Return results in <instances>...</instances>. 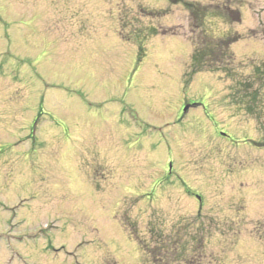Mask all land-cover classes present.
<instances>
[{
	"label": "rangeland",
	"instance_id": "obj_1",
	"mask_svg": "<svg viewBox=\"0 0 264 264\" xmlns=\"http://www.w3.org/2000/svg\"><path fill=\"white\" fill-rule=\"evenodd\" d=\"M0 264H264V0H0Z\"/></svg>",
	"mask_w": 264,
	"mask_h": 264
},
{
	"label": "trees",
	"instance_id": "obj_2",
	"mask_svg": "<svg viewBox=\"0 0 264 264\" xmlns=\"http://www.w3.org/2000/svg\"><path fill=\"white\" fill-rule=\"evenodd\" d=\"M210 47H205L202 52L199 53V55H195L192 57L193 65L195 66L194 70L198 71L201 70V67L203 66V55L206 54L207 50H209ZM206 57V56H205Z\"/></svg>",
	"mask_w": 264,
	"mask_h": 264
},
{
	"label": "flooded vegetation",
	"instance_id": "obj_3",
	"mask_svg": "<svg viewBox=\"0 0 264 264\" xmlns=\"http://www.w3.org/2000/svg\"><path fill=\"white\" fill-rule=\"evenodd\" d=\"M183 104H184V103H183ZM175 176H177V175H176L175 172H173V173H172V177H175ZM172 177H171V178H172Z\"/></svg>",
	"mask_w": 264,
	"mask_h": 264
}]
</instances>
